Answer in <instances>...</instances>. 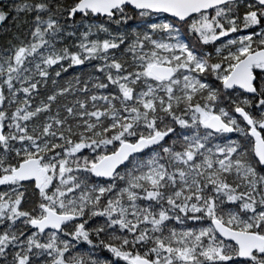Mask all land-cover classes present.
I'll list each match as a JSON object with an SVG mask.
<instances>
[{
  "label": "snow or ice",
  "instance_id": "1",
  "mask_svg": "<svg viewBox=\"0 0 264 264\" xmlns=\"http://www.w3.org/2000/svg\"><path fill=\"white\" fill-rule=\"evenodd\" d=\"M0 264H264V0H0Z\"/></svg>",
  "mask_w": 264,
  "mask_h": 264
}]
</instances>
